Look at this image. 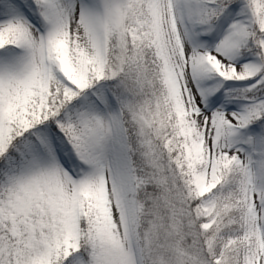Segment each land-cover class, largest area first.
<instances>
[{
  "label": "snow or ice",
  "instance_id": "1",
  "mask_svg": "<svg viewBox=\"0 0 264 264\" xmlns=\"http://www.w3.org/2000/svg\"><path fill=\"white\" fill-rule=\"evenodd\" d=\"M0 264H264V0H0Z\"/></svg>",
  "mask_w": 264,
  "mask_h": 264
}]
</instances>
